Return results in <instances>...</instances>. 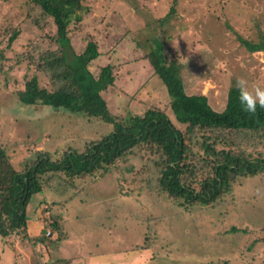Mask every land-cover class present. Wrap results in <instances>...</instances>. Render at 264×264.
I'll return each instance as SVG.
<instances>
[{
    "label": "rangeland",
    "instance_id": "obj_1",
    "mask_svg": "<svg viewBox=\"0 0 264 264\" xmlns=\"http://www.w3.org/2000/svg\"><path fill=\"white\" fill-rule=\"evenodd\" d=\"M83 4L87 12L81 14L80 23L71 24L68 36L75 53L90 40L97 44L100 57L88 66L94 77L102 67L112 66L114 85L101 96L113 115L143 116L152 108L168 114L166 88L146 59L153 39L161 41L168 61L176 62L185 93L206 96L215 111L225 108L228 91L240 77L250 88L264 87V52L251 53L240 42L264 40V0H85ZM171 8L174 13L161 22ZM16 31L18 37L9 44ZM55 31L52 19L33 0H0V145L20 173L37 151L57 161L71 150L82 153L88 143L112 130L95 118L19 102L18 93L32 76L40 87L51 89L49 78L37 71L35 63L57 49ZM169 118L177 124L172 113ZM198 140L197 135L191 139L196 169L204 157ZM143 157L134 150L91 181L63 174L41 180L42 191L31 199L27 215L30 220L39 217L33 225L41 228L47 213L56 219L58 213L64 218L63 229L51 232L38 246L32 239L38 234L35 229L0 236V264L263 263V243L253 251L245 245L264 236V178L244 179L242 186L224 196L221 207L192 220L186 216L188 208L148 194L158 175ZM232 226L249 233L229 235ZM146 236L149 245L143 243ZM61 241L67 254L59 250ZM145 246L151 249L140 250ZM5 253L7 263L2 260Z\"/></svg>",
    "mask_w": 264,
    "mask_h": 264
},
{
    "label": "trees",
    "instance_id": "obj_2",
    "mask_svg": "<svg viewBox=\"0 0 264 264\" xmlns=\"http://www.w3.org/2000/svg\"><path fill=\"white\" fill-rule=\"evenodd\" d=\"M84 1L33 0L43 15L53 21L56 29L53 43L57 49L47 51L35 63L37 71L49 78L51 89L40 87L37 77L32 76L25 83L24 90L18 93V100L24 106L42 105L88 119L95 118L112 130L101 139L88 143L82 153L71 150L57 161H53L48 153L37 151L24 164L22 173L14 170L6 150L0 145L1 237L29 232L32 224L38 222L39 217L30 220L26 210L31 199L41 193V180L63 174L72 179L78 177L91 181L92 176L100 171L108 172L134 150L143 158L147 156L146 160L152 163L158 175L156 186L150 187L148 194L188 208L186 216H191L192 220L221 207L224 196L230 194L234 186H242L244 179L264 178V110L258 108L255 117L242 112L236 86L229 89L225 108L220 112L208 104L206 96L187 95L176 62L168 61L163 44L157 39L152 40L153 47L146 59L166 88L170 99L167 111L169 116L173 114L177 124L172 122L166 110L160 108L128 118L111 114L101 93L114 85L112 66L102 67L94 77L88 66L100 57L97 44L90 40L82 52L75 53L68 36L71 24L80 23L81 14L87 12ZM173 13L171 8L161 22L167 21ZM18 34L17 31L12 33L9 44ZM240 42L251 53L264 52L262 38L258 44L242 39ZM195 135L201 138L197 147L204 156L197 169L191 159V139ZM153 156L155 162L151 160ZM51 214L47 213L39 234L32 238L36 246L49 239L46 235L49 228L50 233H59L63 229V216L57 213L56 219ZM237 217L241 220L240 215ZM146 222L142 221V224ZM227 233L238 235L249 231L232 226ZM145 238L147 236L143 243L149 245L150 240L145 241ZM258 243H263L264 248V236L248 241L245 245L247 251H253ZM228 246L231 248L230 244ZM144 249L151 248L145 246L140 250ZM8 256L5 253L2 260Z\"/></svg>",
    "mask_w": 264,
    "mask_h": 264
},
{
    "label": "clouds",
    "instance_id": "obj_3",
    "mask_svg": "<svg viewBox=\"0 0 264 264\" xmlns=\"http://www.w3.org/2000/svg\"><path fill=\"white\" fill-rule=\"evenodd\" d=\"M236 89L238 91V102L241 111L250 117L257 115L258 108L264 110V87L253 85L249 87V82L240 77L236 80Z\"/></svg>",
    "mask_w": 264,
    "mask_h": 264
},
{
    "label": "crops",
    "instance_id": "obj_4",
    "mask_svg": "<svg viewBox=\"0 0 264 264\" xmlns=\"http://www.w3.org/2000/svg\"><path fill=\"white\" fill-rule=\"evenodd\" d=\"M31 229L38 230V234H39L40 228H39L38 225H33V224H32V228L30 227V231H31ZM38 234H37V235H38ZM32 235H33V234H32ZM37 235H33V236H37ZM61 238H63V237H61ZM65 238H67V237H65ZM65 241H67V240H65ZM65 241H64V242H65ZM57 242H58V241H57ZM62 242H63V241H61L60 244H59V250L62 248L63 251L65 252V247H63V246L61 245ZM65 253H66V252H65ZM66 254H67V253H66ZM70 257H71V256H70ZM70 257H69V258H70ZM8 259H9V258L6 257L5 259H3V262H4V263H7Z\"/></svg>",
    "mask_w": 264,
    "mask_h": 264
},
{
    "label": "built area",
    "instance_id": "obj_5",
    "mask_svg": "<svg viewBox=\"0 0 264 264\" xmlns=\"http://www.w3.org/2000/svg\"><path fill=\"white\" fill-rule=\"evenodd\" d=\"M46 235H47V236H48V235H51V233H50V228H49L48 232L46 233Z\"/></svg>",
    "mask_w": 264,
    "mask_h": 264
}]
</instances>
